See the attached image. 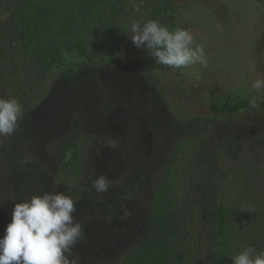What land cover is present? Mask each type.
<instances>
[{"label": "trees", "instance_id": "16d2710c", "mask_svg": "<svg viewBox=\"0 0 264 264\" xmlns=\"http://www.w3.org/2000/svg\"><path fill=\"white\" fill-rule=\"evenodd\" d=\"M180 7L0 0V98L23 109L15 132L0 136V238L15 204L61 192L76 202L84 229L70 256L78 264H233L248 245L264 250V210L243 203L256 202L258 167L222 162L250 139L229 123L253 108V96L232 91L211 105L219 116L180 117L164 86L169 67L129 46L128 20L143 24L138 8L175 31ZM255 98L264 108V95ZM112 125L124 134L118 145L99 140ZM99 175L107 192L92 187Z\"/></svg>", "mask_w": 264, "mask_h": 264}, {"label": "rangeland", "instance_id": "374dc122", "mask_svg": "<svg viewBox=\"0 0 264 264\" xmlns=\"http://www.w3.org/2000/svg\"><path fill=\"white\" fill-rule=\"evenodd\" d=\"M175 1L181 6L179 21L183 24L182 28L190 30L196 43L204 47L208 63L207 66L195 64L182 68L179 74L177 69L166 70L164 86L173 89L170 102L174 112L183 118L219 116L220 113L214 111L211 105L218 103L232 91L244 98L262 97L264 88L257 91L252 88V84L258 78L264 79V0ZM136 12L143 18V23L147 22L142 16L144 10L138 8ZM133 21L137 22L128 20L129 46L132 45L129 36L132 34L130 25ZM115 83L116 80L112 81V88ZM118 92L115 89L113 94L117 95ZM72 116L73 111L69 108L62 118L57 116L58 119L61 118L58 122L65 120V126ZM240 122L242 123L239 124ZM229 126L237 129L232 133H244L250 139L242 140L236 157L231 159L224 155L222 162L224 165L230 163L233 168L239 165L238 162L257 165L253 187L258 195L255 194L256 197L252 198L256 202L243 200V203L246 205L244 207L259 212L264 210V108H251L238 113ZM55 131L53 129L51 135ZM45 132L48 133V129L45 128ZM213 137H216V142L222 141L217 134H213ZM99 140L118 145L124 141V134L116 125H112ZM232 196L235 197L233 193ZM260 198H263L261 202ZM237 199L239 198L236 197L235 200Z\"/></svg>", "mask_w": 264, "mask_h": 264}, {"label": "clouds", "instance_id": "9594fccd", "mask_svg": "<svg viewBox=\"0 0 264 264\" xmlns=\"http://www.w3.org/2000/svg\"><path fill=\"white\" fill-rule=\"evenodd\" d=\"M129 36L134 46L146 48L157 64L172 69L200 64L207 66L208 56L186 28L170 31L158 20L141 24L133 21ZM252 88H264L258 78ZM249 104L258 108L253 97ZM23 118L22 105L16 98H0V136L12 135ZM29 161L25 158L22 163ZM110 182L104 175L92 181L97 193L107 192ZM76 202L61 192L33 195L30 200L17 203L5 235L0 238V264H78L71 258L73 247L83 238V225L74 217ZM233 264H264V250L248 245L232 257Z\"/></svg>", "mask_w": 264, "mask_h": 264}]
</instances>
